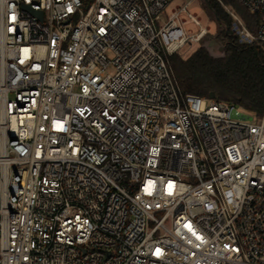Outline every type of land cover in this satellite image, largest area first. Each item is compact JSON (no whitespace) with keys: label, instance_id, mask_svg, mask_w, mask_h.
<instances>
[{"label":"built area","instance_id":"built-area-1","mask_svg":"<svg viewBox=\"0 0 264 264\" xmlns=\"http://www.w3.org/2000/svg\"><path fill=\"white\" fill-rule=\"evenodd\" d=\"M196 1L0 0V264H264V117L166 64L225 55Z\"/></svg>","mask_w":264,"mask_h":264},{"label":"trees","instance_id":"trees-1","mask_svg":"<svg viewBox=\"0 0 264 264\" xmlns=\"http://www.w3.org/2000/svg\"><path fill=\"white\" fill-rule=\"evenodd\" d=\"M232 7L251 30L258 16L251 14L236 0H222ZM206 6L219 22L229 19L216 0H207ZM223 58H213L206 49L199 47L186 59L174 54L165 56L166 64L178 85L179 94L209 97L235 104L257 119L264 117V50L257 46L242 47L226 33Z\"/></svg>","mask_w":264,"mask_h":264},{"label":"rangeland","instance_id":"rangeland-1","mask_svg":"<svg viewBox=\"0 0 264 264\" xmlns=\"http://www.w3.org/2000/svg\"><path fill=\"white\" fill-rule=\"evenodd\" d=\"M193 12L198 14L201 19L202 27H209L211 29L210 35L206 38V41L203 42L205 45L206 42H214L219 46H224L225 42L222 40L221 34L225 32V28L221 22L217 20L214 13L206 6V0H197L194 4ZM187 29L193 30L194 32H198L199 28L194 25H188ZM199 45H194L189 49L185 54L180 55L182 58L186 59L193 53ZM214 58V57H213ZM215 58H223L220 56H215ZM243 110V109H242ZM254 122H259L258 120H254Z\"/></svg>","mask_w":264,"mask_h":264},{"label":"water","instance_id":"water-1","mask_svg":"<svg viewBox=\"0 0 264 264\" xmlns=\"http://www.w3.org/2000/svg\"><path fill=\"white\" fill-rule=\"evenodd\" d=\"M24 9H25V10H30L29 7H26V6L24 7ZM31 13H32L33 15L39 17V18H42V13H40V12H31ZM219 51H220V52H224V48L221 47V48L219 49ZM209 99H212V100L215 99V93H211L210 96H209Z\"/></svg>","mask_w":264,"mask_h":264}]
</instances>
